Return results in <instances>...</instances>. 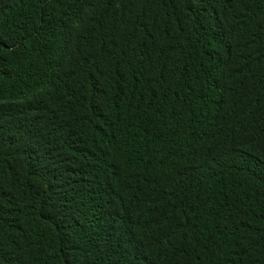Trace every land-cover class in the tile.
I'll list each match as a JSON object with an SVG mask.
<instances>
[{
  "label": "trees",
  "instance_id": "obj_1",
  "mask_svg": "<svg viewBox=\"0 0 264 264\" xmlns=\"http://www.w3.org/2000/svg\"><path fill=\"white\" fill-rule=\"evenodd\" d=\"M0 264H264V0H0Z\"/></svg>",
  "mask_w": 264,
  "mask_h": 264
}]
</instances>
